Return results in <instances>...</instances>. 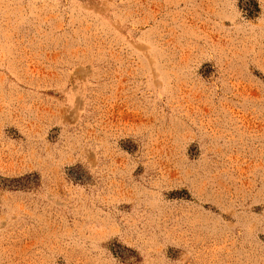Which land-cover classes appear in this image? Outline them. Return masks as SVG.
<instances>
[{"label": "rangeland", "instance_id": "374dc122", "mask_svg": "<svg viewBox=\"0 0 264 264\" xmlns=\"http://www.w3.org/2000/svg\"><path fill=\"white\" fill-rule=\"evenodd\" d=\"M0 264H264V0H0Z\"/></svg>", "mask_w": 264, "mask_h": 264}]
</instances>
